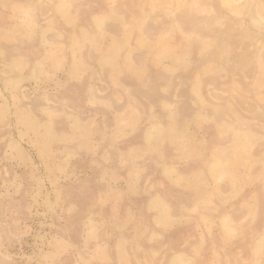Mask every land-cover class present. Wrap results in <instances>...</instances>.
<instances>
[{
  "label": "rangeland",
  "instance_id": "obj_1",
  "mask_svg": "<svg viewBox=\"0 0 264 264\" xmlns=\"http://www.w3.org/2000/svg\"><path fill=\"white\" fill-rule=\"evenodd\" d=\"M0 264H264V0H0Z\"/></svg>",
  "mask_w": 264,
  "mask_h": 264
}]
</instances>
